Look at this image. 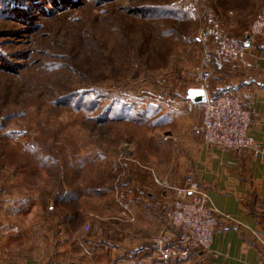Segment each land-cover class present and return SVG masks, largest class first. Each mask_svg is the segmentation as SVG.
<instances>
[{"label": "rangeland", "instance_id": "1", "mask_svg": "<svg viewBox=\"0 0 264 264\" xmlns=\"http://www.w3.org/2000/svg\"><path fill=\"white\" fill-rule=\"evenodd\" d=\"M174 1L0 0V253L11 264L33 254L43 264L60 263V220L53 214L59 205L42 198L55 192L61 174L68 181L77 176L84 189L90 182L108 188L105 197L131 174L171 185L161 184L155 167L176 176L171 110L201 114L183 99L199 83L197 38L206 11L219 19L222 33L242 38L223 28L215 0L197 1L199 17ZM247 8L242 24L264 0ZM221 79L209 77V95ZM157 112L168 120L158 124ZM60 145L72 153L64 158ZM79 207L98 210L83 200ZM67 211L75 218V203ZM80 214L89 218L85 232H93L91 217Z\"/></svg>", "mask_w": 264, "mask_h": 264}, {"label": "crops", "instance_id": "2", "mask_svg": "<svg viewBox=\"0 0 264 264\" xmlns=\"http://www.w3.org/2000/svg\"><path fill=\"white\" fill-rule=\"evenodd\" d=\"M241 16L240 11H228L221 20L223 28L243 36L252 19L242 24ZM246 59L244 68L233 64L235 72L223 69L218 86L231 95H250L244 100L254 111L249 133L264 147V39L247 50ZM171 112L169 135L178 150L176 176H169V168L155 167L161 184L170 181L171 185L164 184V188L150 181L149 175L131 174L110 189L107 197L82 194L75 201V220L59 221L64 249H60L59 264H264V159H255L248 151L235 154L206 146L199 112L188 107ZM174 185L204 190L218 215L217 224L209 252H193L186 262L161 263L153 257L152 238L163 230L172 232L167 214ZM82 200L97 204L98 210H81ZM81 211L91 217L93 232H85L89 218L82 220ZM0 264L11 262L0 253ZM15 264L43 263L33 254Z\"/></svg>", "mask_w": 264, "mask_h": 264}, {"label": "built area", "instance_id": "3", "mask_svg": "<svg viewBox=\"0 0 264 264\" xmlns=\"http://www.w3.org/2000/svg\"><path fill=\"white\" fill-rule=\"evenodd\" d=\"M205 0H175L174 4L185 12L200 16L198 2ZM206 23L198 33V42L202 47L201 71L198 86L205 93L204 102L194 104L183 99L190 107L200 108V132L203 143L212 148L240 154L250 152L253 158L264 159V147L257 145L251 138L249 130L254 111L244 102L250 95L233 94L211 99L209 95V76L205 69L214 59L221 64L228 62L239 67L247 66V50L255 39H264V8L254 17L242 38L224 34L220 30V21L213 11L205 13ZM215 40L216 45H212ZM119 94L122 92L119 90ZM156 182H158L156 180ZM166 188V185L163 186ZM174 200L167 214L168 224L175 232L163 230L152 238L154 245L153 257L156 261L167 263L187 261L196 251L209 252L217 224V213L209 203L204 190L194 186L172 188Z\"/></svg>", "mask_w": 264, "mask_h": 264}, {"label": "trees", "instance_id": "4", "mask_svg": "<svg viewBox=\"0 0 264 264\" xmlns=\"http://www.w3.org/2000/svg\"><path fill=\"white\" fill-rule=\"evenodd\" d=\"M252 2V0H215L214 5H215V13L220 17V19L222 20L223 17L226 16V13L230 10L232 11H240V12H244L246 11L248 8V3ZM253 21V20H252ZM208 25V24H207ZM209 26V25H208ZM210 32L211 34L213 33L212 27H210ZM230 68H232V72L236 71V68L233 64L228 63V62H224V63H217L214 59H212L210 61V63L207 66V70H205V72L208 74V76L210 78H215L217 75H221L222 76V72L223 69H226L227 72L230 70ZM225 70V71H226ZM209 85V89H210ZM212 87V86H211ZM212 91L210 94L211 99H216L220 96H224V95H230L225 89H220V90H210ZM91 92H87V94H89ZM86 94V95H87ZM91 95V94H90ZM158 119L156 121H159L160 123L158 124H162L164 123L166 120H168L167 116L163 115L161 112H157L155 115ZM165 120V121H163ZM163 126V125H161ZM64 147L60 145L59 151L58 153H60L62 155V152H65L66 149H64L65 151H63ZM70 151V152H67ZM64 153V158L65 155L67 153L71 154L72 153V149L70 148L69 150H67ZM69 160H50V162H53V164L55 165H59L62 162H64V166H68L69 168L71 167H75V165H84V160H80V162H68ZM47 162V160H46ZM33 178H36V175H31ZM77 176L71 177V179L68 181L66 179V177H64L63 174H61V176H59V178H61V182L58 185V188L54 191H47L46 193V197L42 198V200H46V198L50 197L52 201H54L55 203H58L59 205V211H57L56 213H53L55 216H57L58 220L62 221H72L75 220V218L77 217V210L74 213V217L72 218L67 211V206L70 203H75V201L78 199V197H80L82 194H86V195H99L101 193H104L105 191L108 190V188H100L98 186L93 185L91 182L89 184V187H86V189L81 188L80 185H78V179L76 180ZM34 178V179H35ZM75 183V185H74ZM182 187H188L183 185ZM44 197V195H43ZM57 205V206H58ZM173 232H175L174 228H171Z\"/></svg>", "mask_w": 264, "mask_h": 264}, {"label": "water", "instance_id": "5", "mask_svg": "<svg viewBox=\"0 0 264 264\" xmlns=\"http://www.w3.org/2000/svg\"><path fill=\"white\" fill-rule=\"evenodd\" d=\"M185 99L194 104L204 102L206 99L205 93L199 88H190L186 91Z\"/></svg>", "mask_w": 264, "mask_h": 264}]
</instances>
